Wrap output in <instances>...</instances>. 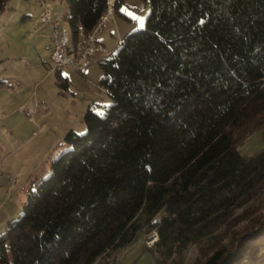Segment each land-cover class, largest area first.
Segmentation results:
<instances>
[{"label": "trees", "instance_id": "16d2710c", "mask_svg": "<svg viewBox=\"0 0 264 264\" xmlns=\"http://www.w3.org/2000/svg\"><path fill=\"white\" fill-rule=\"evenodd\" d=\"M62 1L71 44L107 6ZM144 1L143 29L97 61L111 103L88 104L84 131L67 130L47 175L24 189L0 264H95L137 232L156 233L155 264H181L264 189V147L237 148L264 127V0ZM238 237L199 264H264V218Z\"/></svg>", "mask_w": 264, "mask_h": 264}, {"label": "rangeland", "instance_id": "374dc122", "mask_svg": "<svg viewBox=\"0 0 264 264\" xmlns=\"http://www.w3.org/2000/svg\"><path fill=\"white\" fill-rule=\"evenodd\" d=\"M44 3L55 14L61 9V0ZM149 9L144 0H122L118 10L113 9L97 35L109 53L128 34L143 29ZM40 12L37 0H6L0 12V232L7 220L21 213L23 200L18 192L46 176L50 158L66 147L65 132L84 131L87 105L94 103L101 113L111 103L98 83L102 69L97 61L84 74L61 67L59 73L68 79L67 89L59 85L54 71H48L50 49L41 36L40 24L44 23L39 20ZM63 26L68 29L65 19ZM262 147L264 127L247 133L237 144L246 156ZM233 215L238 220L234 226H221L214 237L191 245L181 264H199L216 246L236 244L242 232L264 218V189ZM156 238L155 232L146 236L137 232L130 244L95 264H155L157 255L147 249V244Z\"/></svg>", "mask_w": 264, "mask_h": 264}, {"label": "built area", "instance_id": "2783aa9c", "mask_svg": "<svg viewBox=\"0 0 264 264\" xmlns=\"http://www.w3.org/2000/svg\"><path fill=\"white\" fill-rule=\"evenodd\" d=\"M41 7L39 19L50 28V60L48 71L57 67H66L72 71H82L91 61H98L110 53L106 46L98 39V32L113 12L114 0H107L105 11L99 16L95 25L86 30L82 25L77 27V35L73 44L70 42L69 32L63 26L64 8L56 16L45 5L44 0H37ZM153 240L148 241L152 243Z\"/></svg>", "mask_w": 264, "mask_h": 264}, {"label": "crops", "instance_id": "0c3cea01", "mask_svg": "<svg viewBox=\"0 0 264 264\" xmlns=\"http://www.w3.org/2000/svg\"><path fill=\"white\" fill-rule=\"evenodd\" d=\"M62 4H63V1L61 0V8H62ZM40 7V5H39ZM50 10H51V13H52V16H56L57 14H55V11L54 9H52L50 6L48 7ZM41 9V7H40ZM56 9V8H55ZM61 10V9H60ZM59 12V11H58ZM41 13V12H40ZM27 16V15H26ZM40 20V19H39ZM42 27H40V32H41V36H44L45 37V44L48 45V48L50 49V42H51V39H50V28L47 24H40ZM44 26V27H43ZM99 39V38H98ZM121 42V41H120ZM93 63V61H91L85 68L84 70L82 71H79V72H82L83 74L85 73V71L87 70V67ZM19 193V196L21 198V200L24 199V191L21 190L18 192ZM7 218V215L5 214L4 215V219ZM7 220V219H6Z\"/></svg>", "mask_w": 264, "mask_h": 264}, {"label": "snow or ice", "instance_id": "6c2138e0", "mask_svg": "<svg viewBox=\"0 0 264 264\" xmlns=\"http://www.w3.org/2000/svg\"><path fill=\"white\" fill-rule=\"evenodd\" d=\"M141 26H143V24L141 23Z\"/></svg>", "mask_w": 264, "mask_h": 264}, {"label": "bare ground", "instance_id": "6f19581e", "mask_svg": "<svg viewBox=\"0 0 264 264\" xmlns=\"http://www.w3.org/2000/svg\"><path fill=\"white\" fill-rule=\"evenodd\" d=\"M155 238V237H154Z\"/></svg>", "mask_w": 264, "mask_h": 264}]
</instances>
